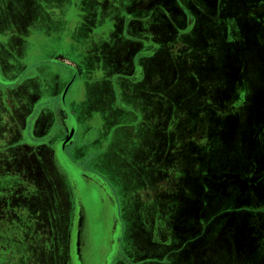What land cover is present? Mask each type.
Segmentation results:
<instances>
[{
    "label": "crops",
    "instance_id": "1",
    "mask_svg": "<svg viewBox=\"0 0 264 264\" xmlns=\"http://www.w3.org/2000/svg\"><path fill=\"white\" fill-rule=\"evenodd\" d=\"M13 1V20L6 17L0 32V78L15 81L10 87L0 85V111L3 124L7 122L3 139L12 141L5 148L11 160L8 170L31 174L34 183L21 188L9 184L0 192V264H75L72 241L78 220L83 255L90 251V219L79 202V185L60 170L58 149L66 144L67 159L87 175L93 171L103 177L106 183L100 190L110 191V203L118 207L116 215L109 211L104 217L114 234L104 264H215L212 253L206 254L214 236H202L212 220L225 218V209L217 205L225 202V190L234 184L225 183L224 191L215 194L218 185L208 177L220 171L219 177L225 178V166L217 164L215 171L212 161L209 166L208 157L192 147L188 153L176 150L182 141L192 146L197 124L189 114L191 97L175 99L166 90L169 70L164 63L179 57L194 75L197 60L204 68L214 60L215 48L225 54L224 40L215 37L213 24L224 37L225 29L246 13L253 22L247 28L255 27L264 19V0H52L48 21L41 12L46 0ZM167 37L183 51L166 55ZM59 44H65L61 55ZM206 69L208 77L213 68ZM201 81L209 90L211 79ZM85 97L91 109L82 107ZM177 107L187 120L172 119L170 111ZM131 127L140 131V139L125 153L131 178L126 174L128 184L123 186L115 172L95 162L115 142L125 144L119 134H129ZM250 171L244 177L253 180ZM239 190L235 199L244 200L247 192ZM261 223L253 218L231 239V252L242 257V264H264ZM97 257L90 254L94 263Z\"/></svg>",
    "mask_w": 264,
    "mask_h": 264
},
{
    "label": "rangeland",
    "instance_id": "2",
    "mask_svg": "<svg viewBox=\"0 0 264 264\" xmlns=\"http://www.w3.org/2000/svg\"><path fill=\"white\" fill-rule=\"evenodd\" d=\"M51 1L52 0H46L47 5L44 7L42 6V18L46 21L52 16V12L48 9V7L52 6ZM13 2V0H0V32L5 30L4 27L7 23L6 17L13 20ZM9 9L11 14L6 16L5 14H8L7 10ZM66 12L64 8L62 13L66 14ZM257 13L258 12L255 14ZM261 14V16L264 17V9ZM106 23L107 21L104 22V25H106ZM251 23L253 22L248 14L242 13L241 18L237 20V25L235 24L233 26V24H231L229 29H225L224 27V37H222L220 31L216 32L214 29L216 25L213 24L212 30L215 32V37L219 36L224 40L223 45L225 46V54H223V48L219 47L214 49V60L206 63L208 64L207 66L203 64L208 69L213 68V71L209 73L208 77H205V74L208 72L207 69L200 66L201 61L199 60L196 62L200 63L197 66L198 71L194 75L190 73L189 70L185 69L179 57L177 59L169 58L166 62L165 60H161L162 63L165 62L164 65L169 70L167 71L165 69L166 90L171 94V97L175 99L186 97L187 95L191 97L192 104L190 105V109L192 112L189 114L191 115L192 121L197 124V138L195 139L194 137L192 140V146L182 141L180 149L176 148V150L188 153L192 148L193 150L195 149L194 152H200L205 155L204 158L208 157L210 161L209 166L212 161V167L213 170L215 168V171L218 170L217 164L222 163L225 166V178L219 177L220 171L208 177V180H214V183L218 185L216 191L214 190L215 194L224 191L222 189L225 188V183L234 184V188L232 187L227 191L225 190V202L221 205H217V207L219 206V210L225 209V215H223L225 218L219 221V218L214 219L212 217L214 220H212V223L208 224L210 225L208 227V234L204 233L202 236L203 238L209 235L214 236L210 249L206 251V254L209 255L212 253L215 264H242V257L237 253L231 252V250H233L231 239L237 235L239 227L244 226L245 223L252 221L255 217H258L262 221L261 246L263 247L264 253V19H261L260 24L256 23L255 27L249 26L251 28H247ZM44 24L46 23L44 22ZM94 25L95 24L92 23L91 27L93 28ZM238 26L240 30H242L240 34L241 38L239 36L240 30ZM8 27L10 28L11 25L8 24ZM89 31L91 32V30ZM83 33L85 34V32ZM97 33L98 31H96V34ZM62 45L65 44H59L56 47L59 55L62 54L61 52L65 51ZM176 45L177 43H175V40L167 43L164 48L165 54L170 55V51L176 49ZM176 51L182 52L183 50L181 47L177 46ZM187 55L190 56L189 53L182 56L188 57ZM176 72L178 73L175 74ZM74 76L75 74H73L70 84ZM191 79H193V84L190 82L192 86H190L189 83ZM202 79H211L212 83L209 90L204 85V81H201ZM0 82L2 83V87H10V85L15 83V81H4L3 78H0ZM1 93H3V90L0 91V100L2 99ZM5 100L1 102L6 105ZM83 100H86V97ZM81 105L82 107H87V109L92 108V103L88 98L86 101H82ZM1 109L0 107V110ZM170 112L174 115L172 119H176L178 122L189 118L184 115L182 109L178 107L175 111ZM126 118L128 121H134L131 115H128ZM2 119L3 117L0 111V192H3L5 188L10 186L9 184L21 188L30 186L34 183L31 181V178L34 179L31 174L18 176V173H13L8 170L7 165L11 160L8 157L9 152L5 151V148L12 144V141H6L7 138L3 139V129L7 122L3 124ZM93 123H95L94 120L89 121L88 124L92 126ZM73 125V128L77 130L78 127H75L77 126L76 121ZM103 128V125L100 126V130H103ZM123 129L127 130L126 127L121 128V130ZM131 129L129 134L127 131L119 134V137H122L121 139L126 141L125 144H116L115 142L111 145L109 152L103 155L104 159L97 158L98 161L95 162L97 167H109L110 171L115 172L119 182L123 186L128 184L125 179L126 174L128 177L131 176L130 169L126 168L125 153L131 152L138 144V139H140V131L135 127H131ZM193 130L195 132V129ZM196 142L197 148L200 146L198 149L195 148ZM12 146L13 145L10 147ZM117 153L119 154L116 157ZM121 154H123V157H120ZM111 155L112 157L109 159ZM76 162H82V165L88 164L84 160ZM60 166V170L68 175L69 181L79 185V202L84 205L88 213V219H90L88 225V230L90 229V238L88 241L90 251L87 249L84 253L86 254L85 263L104 264L102 262L104 254H107V252L108 256L111 254L109 241L111 236L114 235L110 225L105 221L104 217H106L109 211H113L114 215L118 212V207L116 205V207L112 206L110 203L112 197L110 194L111 192L100 190V186L106 183V180L98 174H93V171H91L92 175H87L83 168V171L79 169L81 166L80 164L76 167L73 162L67 158H64V160L60 162ZM249 170H251V174L248 172L249 176H256L253 180L252 178L254 176L252 178L244 177L245 173ZM106 172L109 171L106 170ZM239 189H241L242 192H247V195L244 196V200L240 198L235 199L237 193L240 191ZM232 219L240 220V225L235 224V221ZM233 223L234 225L230 227ZM186 224L191 223H185V225ZM188 226L189 225H187V227ZM193 226L194 225L191 224V229H193ZM248 228L249 226L245 229ZM245 229H243V231ZM93 252H96L98 255L97 263L91 261L90 254ZM199 252L200 251L197 250L195 255L197 253L199 255ZM82 263L83 262H81V264Z\"/></svg>",
    "mask_w": 264,
    "mask_h": 264
},
{
    "label": "water",
    "instance_id": "3",
    "mask_svg": "<svg viewBox=\"0 0 264 264\" xmlns=\"http://www.w3.org/2000/svg\"><path fill=\"white\" fill-rule=\"evenodd\" d=\"M75 229H76V233L73 236V241H72V245H73V253H72V257L75 258L78 261V263L85 261V256L83 255V247L85 245L81 233H82V227L81 223L78 221H76L75 223ZM81 229V230H80Z\"/></svg>",
    "mask_w": 264,
    "mask_h": 264
},
{
    "label": "flooded vegetation",
    "instance_id": "4",
    "mask_svg": "<svg viewBox=\"0 0 264 264\" xmlns=\"http://www.w3.org/2000/svg\"><path fill=\"white\" fill-rule=\"evenodd\" d=\"M0 57L3 58V53H1V51H0ZM0 85H2L1 82H0ZM68 145L69 144L63 145V147H61V149L60 148L58 149V156L61 157L62 161L64 160V158H67L69 155L68 152L66 151V146H68ZM79 169L83 171L82 168H79ZM74 262H75V264L78 263V261L76 260V257L74 258Z\"/></svg>",
    "mask_w": 264,
    "mask_h": 264
}]
</instances>
